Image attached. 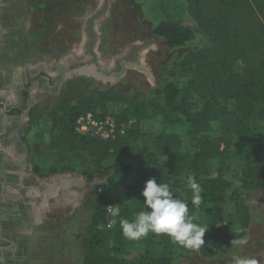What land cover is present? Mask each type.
Here are the masks:
<instances>
[{"label":"trees","instance_id":"obj_1","mask_svg":"<svg viewBox=\"0 0 264 264\" xmlns=\"http://www.w3.org/2000/svg\"><path fill=\"white\" fill-rule=\"evenodd\" d=\"M65 1L75 5V0ZM185 11L187 18L161 20L149 31L168 50L185 48L196 31L207 35V47L188 51L177 63L179 74L186 77L181 88L171 82L148 92L95 87L60 104L52 114L49 151L85 154L88 169L82 175L106 176L89 191L83 205L91 215L78 235L81 264H172L168 253L174 242L162 234L148 236L166 254L116 253L125 237L107 207L119 205L122 218L135 219L144 210V186L153 178L167 183L188 204L194 223L200 225L197 216L209 225V238L220 237L214 223L227 206L235 209L238 224L224 244L233 247L249 230L246 194L264 189V133L254 126L264 124V0H185ZM63 14L59 12L57 19ZM88 38L91 51L93 33ZM39 76L28 78L25 89ZM23 95L27 98V93ZM85 112L97 118L110 115L118 125H126L125 134L110 140L79 135L75 121ZM153 120L157 130L147 140L141 125ZM188 140L194 141L192 158L184 151ZM136 168L141 180L130 184ZM189 177L202 189L198 205L191 203ZM206 244L203 255H215L216 249Z\"/></svg>","mask_w":264,"mask_h":264},{"label":"rangeland","instance_id":"obj_2","mask_svg":"<svg viewBox=\"0 0 264 264\" xmlns=\"http://www.w3.org/2000/svg\"><path fill=\"white\" fill-rule=\"evenodd\" d=\"M59 12L64 14L57 19ZM185 18V0H75L74 6L65 0L0 2V93L5 91L2 94L8 97L10 89L14 95L23 88L26 93L24 86L28 77L41 74L27 88L29 101L23 114L25 146L18 154L25 157L29 168L34 166L35 174L43 176L45 187V184H53L51 190L56 191L63 203H53V208L44 215V223L29 228L36 236H43L40 238L44 243L40 246L44 254L42 264H81L78 235L91 215L83 205L89 191L106 179L103 175H82L88 169L85 154L58 155L49 151L53 112L75 95L95 87H137L148 92L171 82L181 88L186 77L179 74L177 63L188 51L207 47V35L196 31L194 40L185 48L168 50L160 40L151 37L149 31L161 20ZM87 33H93L95 37L91 53L93 61L101 68L112 71L115 62L122 61L129 49L135 50L134 62H121L117 73L111 75L97 73L95 64L69 71L68 63L83 55ZM254 126L264 133V124L259 122ZM141 129L147 134V140L151 139L157 130L156 121L142 123ZM193 144V140H188L184 149L190 158ZM159 160L161 163L162 158ZM211 168L216 169L215 161ZM141 177V170L136 168L129 183L140 181ZM183 187L188 185L184 183ZM43 202L47 204L48 200L43 199ZM246 205L251 222L244 236L247 239L244 247L224 244L228 233L238 224L235 209L227 206L220 212L221 220L214 223L220 237L209 238V225L201 223L196 216V221L206 232L205 244L186 249L173 243L168 253L173 259L172 264H233L234 256L255 257L259 264H264V189L246 194ZM2 228L5 239L13 241L14 247L0 253V264H19V260L27 264L30 259L25 254L28 246L23 248L12 238L19 234V226L3 223ZM206 242L216 249L215 255H203ZM142 250L166 254L150 240V236L139 240L124 238L116 253L123 256ZM22 251L24 255L20 256Z\"/></svg>","mask_w":264,"mask_h":264},{"label":"clouds","instance_id":"obj_3","mask_svg":"<svg viewBox=\"0 0 264 264\" xmlns=\"http://www.w3.org/2000/svg\"><path fill=\"white\" fill-rule=\"evenodd\" d=\"M188 184L192 190L191 203L198 205L202 201V189L193 177L188 178ZM142 196L144 210L139 211L131 221L121 217L119 205L109 207L112 209V223L118 220L125 238L139 240L154 233L165 235L186 249H195L205 244L204 228L193 222L188 204L176 197L167 183L149 179ZM235 243L238 247H244L247 239L241 238ZM233 264H259V261L255 257L234 256Z\"/></svg>","mask_w":264,"mask_h":264},{"label":"crops","instance_id":"obj_4","mask_svg":"<svg viewBox=\"0 0 264 264\" xmlns=\"http://www.w3.org/2000/svg\"><path fill=\"white\" fill-rule=\"evenodd\" d=\"M9 0H0V2L8 3ZM13 90H9L8 97L3 95V91L0 93V100L3 101L6 105L15 106L17 105L16 98L17 94L13 95ZM1 92V90H0ZM6 125V116L0 110V137L3 135V130H5ZM25 129V128H24ZM19 143L24 147L25 137L21 133L18 136ZM0 150L3 151L0 154V201L5 200V206L8 211L3 212L2 223H16L19 228V234H15V237H12L16 243H21L23 248L25 245L28 246L29 250L25 253L30 259H28L27 264H42L43 256L40 247L43 243V236H36L34 232L29 231L30 227H35L41 223H44V215L50 211L53 207L49 203H44L39 199L27 200L18 195L17 186L22 187V182L25 179H33L36 183L35 187H29L24 189L29 192V196L34 195L35 197L41 196V187L44 186V178L42 175L35 174L33 172V167L29 168L28 162L21 154H17L11 147L3 146L0 143ZM29 168V169H28ZM39 172V171H38ZM46 187L49 186V190L53 189V184H45ZM41 190H40V189ZM10 238V237H9ZM11 239V238H10ZM11 241V240H10ZM13 243V241H11ZM20 256L24 255L22 251L19 253ZM15 264V263H14ZM19 264L22 263L19 260Z\"/></svg>","mask_w":264,"mask_h":264},{"label":"flooded vegetation","instance_id":"obj_5","mask_svg":"<svg viewBox=\"0 0 264 264\" xmlns=\"http://www.w3.org/2000/svg\"><path fill=\"white\" fill-rule=\"evenodd\" d=\"M88 31V29H86ZM88 33H87V41L85 43L84 49H83V55L81 58L76 59L75 61H71L68 63V67L70 68L69 71H71L73 68H78V67H82L87 66V65H93L95 64V68H96V72L100 73V74H115L117 73V69L118 66H120V63H132L133 61V54L135 50H128L124 59L122 61H116L114 64V67L112 68V71L101 68L100 66H98V63L94 62V56L90 51V44H91V40L88 38ZM65 75V73L63 74ZM36 75L33 76H29L28 78H35ZM33 84V82H32ZM31 84V85H32ZM24 88L22 89V91H18L17 92V98H16V102L17 105L15 106H9L6 105L3 101L0 100V110L4 113V116H6V125H5V130H3V135L0 137V143L3 146L6 147H11L17 154L19 152H22L23 146L19 143L18 140V136H20L21 133H23L25 135V129H24V123L25 120L23 119V114L25 111V108L28 105V101H29V90L25 89L26 93H28L27 98L25 99L23 93H24ZM25 106L19 113H16L15 111L19 110L22 108V106ZM36 183L33 179H25L22 182V187L21 186H17V190L18 195L22 196L24 198L25 201H29V200H35V199H39L41 201H43V199L48 200V203H50L51 205L53 203H60V199L59 196L56 195V191L54 190H49V186L48 187H41V189H43V191H41V196L39 197H35L34 195L29 196V192L26 191L24 189L25 188H29V187H35ZM40 189V188H39ZM40 189V190H41ZM45 196V197H44ZM63 204V203H60ZM5 206V200L0 201V253L2 251H4L5 249H12L14 247V244L11 241H8L5 239L4 237V231L2 228V216H3V212L8 211Z\"/></svg>","mask_w":264,"mask_h":264},{"label":"built area","instance_id":"obj_6","mask_svg":"<svg viewBox=\"0 0 264 264\" xmlns=\"http://www.w3.org/2000/svg\"><path fill=\"white\" fill-rule=\"evenodd\" d=\"M126 125H118L115 120L106 115L103 118L95 117L91 112L80 114L75 121V131L81 136H88L99 140H110L125 134ZM107 207V212L111 211ZM108 228L110 225L107 226Z\"/></svg>","mask_w":264,"mask_h":264}]
</instances>
